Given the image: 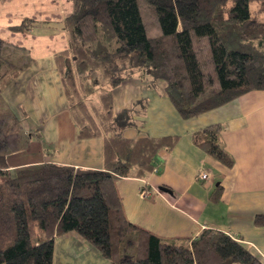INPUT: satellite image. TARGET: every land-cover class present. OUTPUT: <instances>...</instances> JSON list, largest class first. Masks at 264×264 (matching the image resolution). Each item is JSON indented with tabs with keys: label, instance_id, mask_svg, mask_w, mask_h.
<instances>
[{
	"label": "trees",
	"instance_id": "trees-1",
	"mask_svg": "<svg viewBox=\"0 0 264 264\" xmlns=\"http://www.w3.org/2000/svg\"><path fill=\"white\" fill-rule=\"evenodd\" d=\"M262 6L264 0H75L62 25L69 50L55 61L79 139H104L105 169L44 164L12 173L6 157L28 139L11 111H0V264H54L56 239L70 234L112 264H262L220 231L205 230L191 243L166 242L127 222L115 181L148 180L159 171L160 153L173 151L180 137L129 139L125 133L142 126L136 118L145 115L146 101L114 108L115 92L135 78L162 83L184 120L264 91ZM34 25L25 19L13 31ZM5 47L0 39L1 102L19 73ZM193 138L233 166L220 126Z\"/></svg>",
	"mask_w": 264,
	"mask_h": 264
},
{
	"label": "crops",
	"instance_id": "crops-1",
	"mask_svg": "<svg viewBox=\"0 0 264 264\" xmlns=\"http://www.w3.org/2000/svg\"><path fill=\"white\" fill-rule=\"evenodd\" d=\"M74 8V0L0 2L4 52L19 68L3 91L2 101L31 134L23 150L6 157L12 173L44 164L105 169L104 139H79L55 61L56 54L69 50L62 25ZM25 19L35 25L27 33L13 31ZM163 88L162 83L153 86L135 78L114 95L116 112L146 101L145 115L136 118L142 126L128 130L127 138L137 139L141 134L180 137L173 151L160 153L159 171L148 180L115 181L125 219L166 242L191 243L205 230L220 231L247 245L264 264V91L250 92L184 120L163 95ZM211 126L221 127L233 166L219 163L195 144L193 137ZM204 172L209 175L206 182L199 179ZM144 189L150 191L148 196L142 195ZM54 264L112 263L70 234L56 239Z\"/></svg>",
	"mask_w": 264,
	"mask_h": 264
},
{
	"label": "rangeland",
	"instance_id": "rangeland-1",
	"mask_svg": "<svg viewBox=\"0 0 264 264\" xmlns=\"http://www.w3.org/2000/svg\"><path fill=\"white\" fill-rule=\"evenodd\" d=\"M69 2H71V0H69ZM74 3H75V0H74ZM257 4H255V5H253L252 6V8H251V11L252 12H255V11H257V10H259L258 8H257ZM263 8H264V6H262ZM24 22V21H23ZM23 24V23H22ZM51 26H52V23L50 24ZM56 26H57V29H59L58 27L60 26L59 24H56ZM1 39V38H0ZM102 39H103V41H102V45H107L108 44V42H106V40L103 38V36H102ZM110 47H114V43H110ZM3 54L6 56V53L5 52H3ZM9 60H10V58L8 57V56H6ZM8 109V107H6V105H5V103L4 102H1L0 101V111H2V110H7ZM18 122V124L21 126V129H22V131H23V135L27 138H29L30 137V135L31 134H29V132H27V131H25V129L23 128V125L19 122V121H17ZM25 125V124H24ZM33 136V135H32ZM24 146V145H23ZM20 152V151H19Z\"/></svg>",
	"mask_w": 264,
	"mask_h": 264
},
{
	"label": "built area",
	"instance_id": "built-area-1",
	"mask_svg": "<svg viewBox=\"0 0 264 264\" xmlns=\"http://www.w3.org/2000/svg\"><path fill=\"white\" fill-rule=\"evenodd\" d=\"M199 179H200L202 182H206V181H208V180H209V175H208V173H206V172L201 173V174L199 175ZM149 194H150V191H149V190L144 189V190L142 191V195H143V196H148Z\"/></svg>",
	"mask_w": 264,
	"mask_h": 264
},
{
	"label": "water",
	"instance_id": "water-1",
	"mask_svg": "<svg viewBox=\"0 0 264 264\" xmlns=\"http://www.w3.org/2000/svg\"><path fill=\"white\" fill-rule=\"evenodd\" d=\"M161 190L164 191V192H169L167 189H163V188H162Z\"/></svg>",
	"mask_w": 264,
	"mask_h": 264
}]
</instances>
